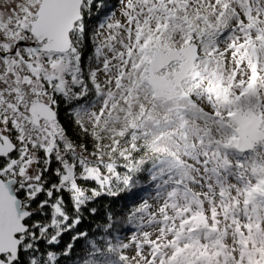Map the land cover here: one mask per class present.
<instances>
[{"label": "snow or ice", "instance_id": "6c2138e0", "mask_svg": "<svg viewBox=\"0 0 264 264\" xmlns=\"http://www.w3.org/2000/svg\"><path fill=\"white\" fill-rule=\"evenodd\" d=\"M0 264H264V0H0Z\"/></svg>", "mask_w": 264, "mask_h": 264}, {"label": "trees", "instance_id": "16d2710c", "mask_svg": "<svg viewBox=\"0 0 264 264\" xmlns=\"http://www.w3.org/2000/svg\"><path fill=\"white\" fill-rule=\"evenodd\" d=\"M113 2H114V0H113ZM141 183H143V181H141ZM130 202H131V201H130L129 198H127L126 196H121V197L118 199V201H113V200H111L110 198H105V199L101 200L97 206L100 207L101 205H103V207L101 208V213H103V211H104L105 209H107L109 205H111V204H115V206H116V210L119 212L120 209H121L125 204H129ZM94 219H96V218H90V220H94ZM90 226H91V225H90L89 221H86L85 223H83V224L80 226V228H81V229H85V228H89ZM71 235H72L71 232H69V233H67L66 235H64V237H63V241H64V242H67V241L69 240V238H70Z\"/></svg>", "mask_w": 264, "mask_h": 264}]
</instances>
